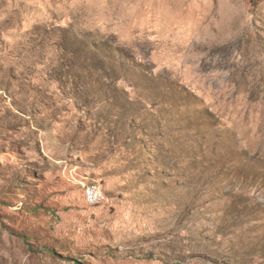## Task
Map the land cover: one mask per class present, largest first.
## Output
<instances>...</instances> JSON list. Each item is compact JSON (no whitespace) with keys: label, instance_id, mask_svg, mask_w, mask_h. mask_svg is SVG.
<instances>
[{"label":"rangeland","instance_id":"374dc122","mask_svg":"<svg viewBox=\"0 0 264 264\" xmlns=\"http://www.w3.org/2000/svg\"><path fill=\"white\" fill-rule=\"evenodd\" d=\"M0 264H264V0H0Z\"/></svg>","mask_w":264,"mask_h":264},{"label":"bare ground","instance_id":"6f19581e","mask_svg":"<svg viewBox=\"0 0 264 264\" xmlns=\"http://www.w3.org/2000/svg\"><path fill=\"white\" fill-rule=\"evenodd\" d=\"M89 190H90V193H85L86 201L89 204H94L98 202L101 198V192L99 188L96 185H91V186H88L86 189V191H89ZM92 194H96V197L95 195H92Z\"/></svg>","mask_w":264,"mask_h":264},{"label":"built area","instance_id":"2783aa9c","mask_svg":"<svg viewBox=\"0 0 264 264\" xmlns=\"http://www.w3.org/2000/svg\"><path fill=\"white\" fill-rule=\"evenodd\" d=\"M85 193H90V190L89 191H84V197H85ZM92 195H95V197H96V194H92Z\"/></svg>","mask_w":264,"mask_h":264},{"label":"trees","instance_id":"16d2710c","mask_svg":"<svg viewBox=\"0 0 264 264\" xmlns=\"http://www.w3.org/2000/svg\"><path fill=\"white\" fill-rule=\"evenodd\" d=\"M48 252H50V250H47Z\"/></svg>","mask_w":264,"mask_h":264}]
</instances>
